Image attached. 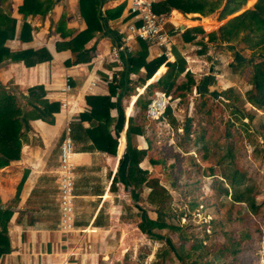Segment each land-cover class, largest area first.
I'll return each mask as SVG.
<instances>
[{
    "label": "crops",
    "instance_id": "obj_1",
    "mask_svg": "<svg viewBox=\"0 0 264 264\" xmlns=\"http://www.w3.org/2000/svg\"><path fill=\"white\" fill-rule=\"evenodd\" d=\"M162 1L156 0L155 4L158 13L165 15L170 51L167 60L174 61L173 53L177 52L186 59L190 70L192 66L199 69L201 65L192 55L191 45H197L202 36L214 30V14L205 16L176 8L164 11L159 5ZM128 4L129 0H99L101 25L84 45L87 51L84 60L75 62L76 53L70 49L73 44L70 39L87 25L78 0H32L28 4L24 0H0V32L6 38L1 46L7 54L0 63V85L17 89L18 96H26L29 87L42 85L45 98L59 103L53 124L41 119L29 120L19 159L0 160L1 207L12 213L7 223L10 251L0 256V264H88L98 252L101 233L115 230L114 223L120 229L125 228L126 224L116 222L125 183L119 178L114 182L113 179L118 175L126 148L129 118L139 121L141 117L136 98L166 71L164 65L158 76L155 72L145 85L136 86L133 94H125L129 81L135 82L145 72L142 67L138 73L128 71L130 54L140 49V41L122 40L130 22ZM118 7L122 8L118 15V11L114 13L117 16L108 14ZM193 27L203 32H185ZM114 47H120L117 59L111 56ZM164 49L149 45L147 60L163 54ZM18 54L51 58L28 66L24 60L13 58ZM190 57L194 64L189 63ZM118 78L121 85L111 101L117 100L123 108L124 123L118 134L116 154L112 155L92 148V140L86 134L90 120H81L80 115L90 109L86 96L108 95L109 86L115 85ZM67 82L70 89L63 91ZM64 101L66 104L62 106ZM21 102L25 103L22 99ZM110 116L113 121L109 130L115 136L119 120L116 107L110 109ZM66 124L71 127L74 142L70 157L75 178L74 222L70 229L62 225L58 195V156ZM130 142L137 149L147 147L142 135L134 134ZM23 175L26 180L15 198Z\"/></svg>",
    "mask_w": 264,
    "mask_h": 264
},
{
    "label": "rangeland",
    "instance_id": "obj_2",
    "mask_svg": "<svg viewBox=\"0 0 264 264\" xmlns=\"http://www.w3.org/2000/svg\"><path fill=\"white\" fill-rule=\"evenodd\" d=\"M256 1L247 0L240 10L223 19H219V8L213 13L216 17L212 16L216 27L209 32H214L216 39L210 40L207 33L197 45H191L192 55L201 65L199 69L192 66V70L187 66L193 71L196 86L182 99L168 95L178 128L167 118L150 119L145 115L137 121L145 131L142 138L151 141L148 156L165 160L164 165L154 166L145 158L139 166L149 172V179H158L169 197L150 195V188L144 186H123L125 193L116 222L126 224L125 228L114 223L115 230L101 233L98 252L88 264H264V109L246 100V91L253 86L255 65L264 59V42L255 44L260 39L252 37L260 29L251 32L250 39L241 29L229 40L222 39L220 30ZM189 61L195 62L192 58ZM200 88L206 93L201 95ZM229 90L238 97L236 100L229 96ZM187 118L194 131L190 140L182 135ZM202 133L209 152L194 142ZM227 144L235 152L234 167L254 186L259 205L256 212L244 203H232L229 195L221 193L222 186L216 179H223L226 166L219 163L216 148ZM159 205H164L169 221L182 226L185 240L168 229L144 232L139 228L140 213L145 211L155 218ZM195 240L202 242L203 250H189ZM181 246L189 250L188 255L181 252ZM170 248L172 251L164 254Z\"/></svg>",
    "mask_w": 264,
    "mask_h": 264
},
{
    "label": "trees",
    "instance_id": "obj_3",
    "mask_svg": "<svg viewBox=\"0 0 264 264\" xmlns=\"http://www.w3.org/2000/svg\"><path fill=\"white\" fill-rule=\"evenodd\" d=\"M26 4L32 0H24ZM81 15L85 19L86 28L77 33L71 40L73 43L71 50L76 53V61L81 62L85 58L87 53L84 50V45L94 36L100 23L99 15V0H78ZM164 0L159 3L163 7L164 11H170L171 8H176L181 12H199L202 15H209L220 9L219 19L225 18L242 8L247 0ZM122 7H118L115 11H109L108 14L112 17L117 16ZM155 12H159L156 4L154 5ZM118 11V12H116ZM117 15H114V13ZM160 14V13H159ZM241 29H244L249 38L251 32L260 29L261 32H256L252 37L258 38L255 44L264 42V0H257L252 8H246L239 14L233 16L228 22L221 27L222 39L229 40L231 35H236ZM185 32H203L199 27H193L187 29ZM4 34V33H3ZM2 32H0V63L3 61L7 54L2 51V44L6 38ZM209 39H216L215 33H209ZM250 39V38H249ZM149 44L140 41V49L130 54L129 57V73H138L142 68L145 72L139 76L135 82L129 81V86L126 88L125 94H133L136 86L145 85L146 81L151 78L155 72L156 76L163 71L165 65L166 71L154 82L148 84L145 87L144 93L138 95L135 101V105L139 107L141 116L145 117L146 109L151 101L154 91L161 90L166 95H171L172 98L182 99L190 92L192 86H196V79L189 69H187L186 59L179 53L174 52V61L167 60V56L163 53L157 57L147 60ZM264 48V46H263ZM13 58H20L24 60L26 65H34L37 62L48 60L51 56H37L31 58L29 55L18 54ZM242 61H238L240 64ZM181 77L184 79L181 80ZM252 88L246 91V100L252 106L257 109H264V59L257 65L251 75ZM121 84L119 78L115 85L109 86L110 93L108 95H93L86 96L87 104L90 109L88 113H81V120L85 118L90 120V127L86 129V134L92 140V148H96L100 151L115 155L118 146V134L123 127L124 115L123 108L118 105L117 100L111 101V97L116 93V88ZM203 85H206L205 81ZM199 93L202 95L206 93V90L199 89ZM229 96L236 100L238 97L231 94L230 90L227 92ZM46 91L42 85H35L27 89V95L19 96L11 89L0 85V160L10 162L17 160L20 157L22 136H24L25 129L29 126V120L41 119L47 123H54V114L59 112V103L50 102L45 98ZM21 99L25 101L22 104ZM116 107L118 110V118L115 125V136H113L109 130V126L113 121L110 116V109ZM167 118L169 123L178 128V120L173 114L172 107L168 105L165 108L164 113L160 119ZM194 132L191 129V119L187 118L183 125V137L190 140L191 133ZM134 134L144 135L145 131L142 125L137 124V121L133 118H129L127 128V144L124 154L119 162L118 175H115L113 182L120 178L125 186H132L134 189L141 187L150 188V195H162L163 198L169 197L167 189L160 185L158 179H149V172L146 169H142L139 164L143 162L145 158L148 159L150 165L162 166L165 164L164 159H155L152 156H148V152L151 149V141L146 139L147 147L145 149H137L130 142L131 137ZM76 137V136H75ZM78 138V137H76ZM195 143L200 144L201 148L206 152H209L208 141L204 138V134L197 135L195 137ZM123 147V142L120 148ZM216 151L219 152V163L225 164L226 169L222 173L221 177L227 180L228 183H224L223 179H216L221 187V193L223 195H229L232 203H244L252 212H256L259 205L256 203V197L254 194V186L247 182V176L245 173L238 170L233 165L234 149L231 144L217 147ZM207 156V155H205ZM211 170H213L211 168ZM26 175H23L22 180L17 185L15 198L18 197L22 184ZM157 217L152 218L147 215L145 211L140 213L141 221L138 223L139 228L144 232H153V230L168 229L179 235L182 240H185V235L182 232V226L172 223L165 216L164 205H159ZM11 211L8 208L1 207L0 201V256L10 251L9 239L7 236V223L11 217ZM203 245L200 240H195L190 246L189 250H203ZM189 250L184 251L181 246V252L186 255L189 254ZM236 250V249H233ZM172 251L165 250L164 254ZM180 258L182 257L179 255ZM195 262L193 261V263Z\"/></svg>",
    "mask_w": 264,
    "mask_h": 264
},
{
    "label": "built area",
    "instance_id": "obj_4",
    "mask_svg": "<svg viewBox=\"0 0 264 264\" xmlns=\"http://www.w3.org/2000/svg\"><path fill=\"white\" fill-rule=\"evenodd\" d=\"M156 0H129L128 14L130 22L127 25L124 42L129 40L144 41L149 45L163 46V53L169 55L167 48L168 34L164 28L165 15L155 12L154 5ZM119 48L114 47L111 56L114 59L119 57ZM70 86L67 82L63 91H68ZM168 95L161 90H155L154 95L146 109V116L150 119H158L162 116L168 106ZM66 103L62 102V106ZM63 141L60 144L58 156V195L59 208L62 214V225L65 229H70L74 222L73 209L75 198V178L74 168L70 160L74 151V142L71 137V127L66 124L64 129Z\"/></svg>",
    "mask_w": 264,
    "mask_h": 264
}]
</instances>
